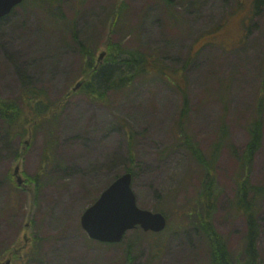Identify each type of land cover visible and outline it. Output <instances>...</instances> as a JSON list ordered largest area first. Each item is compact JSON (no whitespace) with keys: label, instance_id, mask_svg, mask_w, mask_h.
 Segmentation results:
<instances>
[{"label":"rangeland","instance_id":"374dc122","mask_svg":"<svg viewBox=\"0 0 264 264\" xmlns=\"http://www.w3.org/2000/svg\"><path fill=\"white\" fill-rule=\"evenodd\" d=\"M253 1L111 0L112 10L124 3L126 15L116 33L112 27L105 42L99 40L106 25L104 5L66 11L64 29L48 25L46 15L34 6L26 20L19 9L11 21L0 22V99L10 93L21 105L17 131L25 132V121L27 126L39 122L21 165L26 175H41L35 203L30 192L7 184L17 165L19 134L16 130L6 134L0 123L1 262L11 250L23 248L27 236L31 243L13 264L210 263V251L201 236L177 233L184 218L193 222L194 215L188 218L185 213L192 211L201 181L199 167L179 145L184 108L177 85L189 97L186 134L207 156L221 144L215 165L220 198L213 215L218 229L219 221L231 218L229 208L240 182L246 181L251 188L264 187V104L263 140L251 171L238 170L235 159L249 143L264 76V12L254 19ZM99 16L101 23H92ZM73 19L78 23L77 33L92 40V56L106 51L104 60L109 61L111 46L121 41L127 49L160 51L163 67H176L181 74L170 81L159 75L141 77L130 89L110 93L106 105L80 91L50 122L51 107L85 79L81 51L71 44ZM91 25H100L96 37H92ZM27 89L35 92L30 100ZM41 92L47 94L49 112L40 130L41 115L35 108ZM4 110L18 117L13 106ZM22 137L20 143L29 138L28 134ZM126 169L134 173L138 206L166 212L169 230L162 236L132 230L117 245L91 242L81 227V216ZM260 212L264 218V203H260ZM27 222L32 230L26 232Z\"/></svg>","mask_w":264,"mask_h":264},{"label":"trees","instance_id":"16d2710c","mask_svg":"<svg viewBox=\"0 0 264 264\" xmlns=\"http://www.w3.org/2000/svg\"><path fill=\"white\" fill-rule=\"evenodd\" d=\"M125 8L126 6L121 2H119L117 6L114 7V9L112 10L111 21H109L104 27V31H106V33L109 32L111 34L112 27L113 29H115L114 33H116L118 26L123 22L124 16L126 15V12L124 14ZM263 12L264 0H254V19L255 17L260 16ZM50 14L53 18L52 22L49 24L51 26L58 25L56 23L57 19H65V15L62 11H52L50 12ZM251 20L252 18L250 17L249 22H251ZM71 26L70 37L72 39V47H74V50L76 47H78V49L83 54V66L81 67V69H83L84 71L81 75L82 77H85V84L82 87L81 92L86 94L91 100L106 104L108 98L107 94L109 92L116 93L130 89L134 85L136 80L141 77H153L159 74V76L167 78L170 81V79H178V76L181 74V70L177 69L176 67L171 68L169 66H164L168 70H170V72H166L164 70L163 63L161 62V59L163 57H161L160 51H151L150 53H148L142 47L127 49L123 46L121 41L117 45L111 46V55L109 57L110 60L107 61L106 59L104 64L98 67L97 70H93L95 60L90 55H87V53H89L93 49V42L88 35H79L76 31V28L72 24ZM60 27L64 29V26ZM91 27H93L94 29L92 37H95L94 33L96 32V27ZM221 27L222 24L218 25L216 27V32L220 31L219 29ZM248 27L249 26L246 27L247 31ZM107 37L108 35L102 36L99 38V40L105 42V40H107ZM261 80L262 81L258 102L259 110L249 130V143L247 144V148L241 155V157L237 159L238 170L248 169L250 172L251 167L253 166L254 157L256 153L261 149L263 140V111L261 108L264 104V76L261 77ZM177 86L179 87L182 96L184 108L180 118V131L182 135L180 136L181 140L179 145L180 148H183V150H185L189 154L195 164L199 167V177L201 179L200 185L195 192L196 197L192 203L193 209L190 213H185L186 216L188 214L194 215L193 223H189V221H186L184 218L183 222L179 225L178 228L184 233H187L188 230H192V233L194 234H198L201 237L211 239L217 234L214 225L210 221V217L216 203V195L214 192L216 178L215 165L216 159L220 152L221 144L217 143L214 147V150L212 151V154L210 156H207L201 150L199 144L194 141L192 137L186 134L184 123L186 115L188 113L189 97L187 91L183 89L179 83ZM223 89L224 93L226 94V91H228V89L227 87H225V84ZM0 106H2V108H5L6 106H12V104L7 102H0ZM0 115L7 116L3 109H0ZM53 115L55 114L53 113ZM224 139L225 135H222L221 140L224 141ZM126 172H131L134 175L132 169H126ZM241 186L242 189L248 190L246 182L242 183ZM252 189L255 191V194L257 196H264V187H254ZM157 212H161L168 216L166 212ZM198 241H200V239H198ZM210 256V264H220L222 257L221 254L217 251L216 247H212Z\"/></svg>","mask_w":264,"mask_h":264},{"label":"flooded vegetation","instance_id":"af4514ba","mask_svg":"<svg viewBox=\"0 0 264 264\" xmlns=\"http://www.w3.org/2000/svg\"><path fill=\"white\" fill-rule=\"evenodd\" d=\"M93 4L96 5V9H100L102 5H104L105 10V23L107 24L111 21L112 18V6L111 0H24L22 5L17 7L12 11V14L8 17H5L0 20V22H9L13 18H15V11L21 9L24 6V19L26 20L30 17L31 7H36L38 10H41L46 15V21L51 23L53 20L50 12L52 11H62L63 13L68 10H75L77 12L83 11L84 9H91ZM94 9V8H93ZM101 16L94 19L93 22H98ZM14 21V20H13ZM86 23V21H83ZM100 61V60H99ZM102 64V63H101ZM97 68V67H96ZM43 97H46L47 94H42ZM4 99H9L10 101H15L16 98L12 97L9 93L8 97H4ZM46 101V99H44ZM8 116H0V123L6 124ZM11 127V125H9ZM10 134L8 131L6 134ZM28 134L30 139L33 138V130L32 126L29 127ZM19 140V152L16 155L15 162L18 164L15 168H19L20 175L22 176V184L20 185V189L23 190L26 194L29 193V185L31 184L30 175H26L24 171H22L21 162L23 161L27 147L23 148V143H20L21 139L17 137ZM23 151H22V149ZM15 154V153H14ZM14 177L18 174L13 173ZM16 180V177H15ZM220 196H218L219 201ZM260 203H264V197L257 196L256 194H252L251 190L247 191L245 189H239L234 197V205L231 206V218L226 220H221L218 223L217 234L209 239L216 247L217 251L221 254L220 264H264V231L262 230V226L264 227V218L260 212ZM223 210H226L224 206H221ZM25 228L31 230L30 224L26 223ZM26 247H28V239L25 237ZM16 251V249L14 250ZM23 251L20 248L19 252ZM11 252L8 254L7 260H11V264H13L14 259L13 255L10 257ZM11 258V259H10ZM0 264H2L0 262Z\"/></svg>","mask_w":264,"mask_h":264},{"label":"water","instance_id":"95a60500","mask_svg":"<svg viewBox=\"0 0 264 264\" xmlns=\"http://www.w3.org/2000/svg\"><path fill=\"white\" fill-rule=\"evenodd\" d=\"M23 0H0V19L9 15ZM104 56V55H103ZM81 84L75 88L77 90ZM132 174L122 175L82 217V226L91 238L103 242H120L128 231L141 226L146 232L165 230L167 220L160 213L137 206L132 190ZM21 183V180H19Z\"/></svg>","mask_w":264,"mask_h":264}]
</instances>
